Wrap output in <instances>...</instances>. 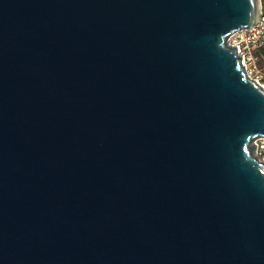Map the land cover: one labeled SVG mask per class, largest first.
Segmentation results:
<instances>
[{"label":"water","instance_id":"obj_1","mask_svg":"<svg viewBox=\"0 0 264 264\" xmlns=\"http://www.w3.org/2000/svg\"><path fill=\"white\" fill-rule=\"evenodd\" d=\"M261 11L0 0V264H264Z\"/></svg>","mask_w":264,"mask_h":264},{"label":"built area","instance_id":"obj_2","mask_svg":"<svg viewBox=\"0 0 264 264\" xmlns=\"http://www.w3.org/2000/svg\"><path fill=\"white\" fill-rule=\"evenodd\" d=\"M227 44L236 49L247 76L252 79L253 73H258L255 63V52L264 48L263 11H261L257 21L250 29L238 30L231 34L227 39ZM254 146V154L256 157L264 154V138L255 140Z\"/></svg>","mask_w":264,"mask_h":264},{"label":"rangeland","instance_id":"obj_3","mask_svg":"<svg viewBox=\"0 0 264 264\" xmlns=\"http://www.w3.org/2000/svg\"><path fill=\"white\" fill-rule=\"evenodd\" d=\"M261 8H263L264 0H260ZM255 63L258 73H253L252 79L256 80L264 88V48L255 52ZM258 160L264 163V154L257 156Z\"/></svg>","mask_w":264,"mask_h":264},{"label":"trees","instance_id":"obj_4","mask_svg":"<svg viewBox=\"0 0 264 264\" xmlns=\"http://www.w3.org/2000/svg\"><path fill=\"white\" fill-rule=\"evenodd\" d=\"M262 11H263V13H264V5H263V8H262Z\"/></svg>","mask_w":264,"mask_h":264},{"label":"bare ground","instance_id":"obj_5","mask_svg":"<svg viewBox=\"0 0 264 264\" xmlns=\"http://www.w3.org/2000/svg\"><path fill=\"white\" fill-rule=\"evenodd\" d=\"M255 155V154H254Z\"/></svg>","mask_w":264,"mask_h":264}]
</instances>
